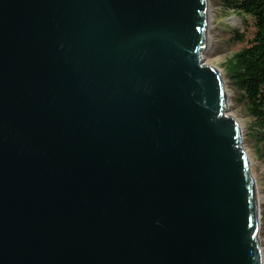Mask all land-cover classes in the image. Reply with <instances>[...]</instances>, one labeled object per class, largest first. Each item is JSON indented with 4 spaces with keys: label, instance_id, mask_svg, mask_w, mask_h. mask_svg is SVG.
Here are the masks:
<instances>
[{
    "label": "water",
    "instance_id": "water-1",
    "mask_svg": "<svg viewBox=\"0 0 264 264\" xmlns=\"http://www.w3.org/2000/svg\"><path fill=\"white\" fill-rule=\"evenodd\" d=\"M207 0H0V264H264Z\"/></svg>",
    "mask_w": 264,
    "mask_h": 264
},
{
    "label": "rangeland",
    "instance_id": "rangeland-1",
    "mask_svg": "<svg viewBox=\"0 0 264 264\" xmlns=\"http://www.w3.org/2000/svg\"><path fill=\"white\" fill-rule=\"evenodd\" d=\"M208 4V49L203 56L204 62L220 71L224 77L226 91L229 98L228 114L239 123L243 145L251 161V170L257 192L263 197L259 205V241L264 258V157L260 146L255 140L256 130L253 129V120L248 115L241 95L230 84L226 76V62L235 53L249 45L253 33V24L250 17L241 13L224 10L220 0H207ZM242 34V41L233 39L234 33Z\"/></svg>",
    "mask_w": 264,
    "mask_h": 264
},
{
    "label": "trees",
    "instance_id": "trees-1",
    "mask_svg": "<svg viewBox=\"0 0 264 264\" xmlns=\"http://www.w3.org/2000/svg\"><path fill=\"white\" fill-rule=\"evenodd\" d=\"M224 10L241 13L252 20L253 33L249 45L226 62V76L241 95L256 130L255 140L264 157V0H220ZM235 41H242L238 31Z\"/></svg>",
    "mask_w": 264,
    "mask_h": 264
},
{
    "label": "bare ground",
    "instance_id": "bare-ground-1",
    "mask_svg": "<svg viewBox=\"0 0 264 264\" xmlns=\"http://www.w3.org/2000/svg\"><path fill=\"white\" fill-rule=\"evenodd\" d=\"M208 15V14H207ZM209 18V17H208ZM208 23H209V19H208ZM229 96V95H228ZM257 188V187H256ZM258 193V192H257ZM257 198H258V204L260 205V203L262 202L263 200V197L261 195H257ZM259 208V207H258Z\"/></svg>",
    "mask_w": 264,
    "mask_h": 264
}]
</instances>
